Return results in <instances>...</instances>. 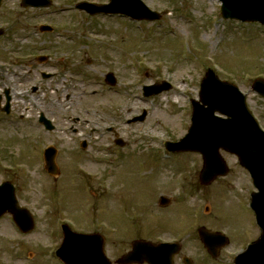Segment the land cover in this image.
<instances>
[{
    "label": "rangeland",
    "instance_id": "1",
    "mask_svg": "<svg viewBox=\"0 0 264 264\" xmlns=\"http://www.w3.org/2000/svg\"><path fill=\"white\" fill-rule=\"evenodd\" d=\"M51 1L52 7L69 8L106 0ZM141 1L151 11L163 13L158 22L143 21V31L124 18H92L84 13L33 18V9L21 7L20 0H3L0 94L10 90L13 113L28 115L23 109L30 107L31 88L39 87L34 97L45 108L53 106L51 117H46L56 131L44 132L38 117L31 115L0 117V184L14 185L20 207L33 217L35 226L28 235L18 234L10 216L0 220V264H61L52 253L62 241L63 224L76 233L103 235L112 261L137 238L153 243L177 240L191 236L194 227L207 226L209 233L229 234L232 242L218 262L209 264H230L233 254L258 238L249 206L255 189L235 156L223 155L227 177L203 186L198 181L200 155L169 154L165 161L158 159L157 151L160 155L164 141L178 144L185 138L190 101L198 100L208 68L241 89L264 129V100L250 90L256 78L264 79V27L224 21L217 0ZM45 21L57 24L56 34L63 32L74 40L41 34L39 27ZM43 74L52 78L43 79ZM105 75L115 80L114 91L98 86ZM162 81L172 90L145 102L131 98L142 94V86ZM94 90L101 96H91ZM128 90V95L121 93ZM22 91L27 93L21 98L17 94ZM144 112L143 123L127 124ZM71 127L76 129L72 133L60 132ZM111 128L126 142L124 147H118ZM90 130L95 145L83 154L77 145L82 132ZM48 146L58 151L57 178L44 170L42 152ZM114 152L124 160L119 170L110 164ZM142 162L145 183L131 180ZM83 164L86 176L78 174ZM27 165V172L19 169ZM124 177L135 184L127 187ZM162 196L171 200L165 210L158 204ZM193 247L200 249L198 243Z\"/></svg>",
    "mask_w": 264,
    "mask_h": 264
},
{
    "label": "water",
    "instance_id": "2",
    "mask_svg": "<svg viewBox=\"0 0 264 264\" xmlns=\"http://www.w3.org/2000/svg\"><path fill=\"white\" fill-rule=\"evenodd\" d=\"M219 1L222 2L221 15L224 19L259 22L264 25V0ZM127 3L142 7L139 1L133 0H113L108 7L114 13L131 14L126 7ZM137 18L155 20L159 15L144 7V16L139 15ZM168 89L169 84L164 83L150 88L151 92L147 95ZM252 90L264 97V80L257 79ZM192 105L188 135L179 144L169 146L178 151L194 150L202 154L204 167L200 179L203 184H209L217 176L226 175L227 168L220 157V150L238 157L240 165L249 172L258 191L252 194L250 207L261 235L246 252L237 257L236 264H264V132L248 110L245 96L233 84L220 81L211 70L201 82L199 102H193ZM143 118L139 120L142 121ZM54 154L51 149L45 153L47 170L52 174L56 172L53 166ZM4 187L6 192L0 193V217L10 212L18 226L24 232H29L33 226L30 215L18 206L13 191H8L10 187ZM63 230L64 239L57 256L64 264H111L104 254L103 238L100 235L76 234L67 227ZM175 252L173 246L154 247L148 243L136 242L133 251L121 263L172 264Z\"/></svg>",
    "mask_w": 264,
    "mask_h": 264
},
{
    "label": "flooded vegetation",
    "instance_id": "3",
    "mask_svg": "<svg viewBox=\"0 0 264 264\" xmlns=\"http://www.w3.org/2000/svg\"><path fill=\"white\" fill-rule=\"evenodd\" d=\"M19 59H22V57H19ZM43 75H42V77H43ZM22 79H25V76ZM18 85L24 86V83L19 82ZM23 90H24V88H23ZM31 91H32L31 95H34L37 97L38 93H40V88L39 87H32ZM26 93H27V91H22V92H19L17 95L22 98V97L26 96ZM128 93H129V90L127 92H125L126 95H128ZM34 96L30 97L27 100L28 105H30V107L27 108V110L29 111L28 115H31L33 117L41 116V115H43V116L48 115L51 117V114L54 111L53 106L50 105V108H45L42 105V103L40 102L39 98H36ZM11 97H12V95H11ZM4 101H5V103H7V97L5 95V91H3L2 94H0V105ZM11 102H12V100H11ZM10 109H12V107H10ZM0 111H1V108H0ZM3 114H5V113H3ZM19 117H21V116H19ZM109 132L114 133L115 137L117 136L113 130L112 131L109 130ZM107 133H108V131H107ZM101 137H103V135H101ZM85 147L86 148L88 147L87 144H85ZM136 170L138 172L139 168H137ZM89 191H92V189L89 188ZM193 229H194V235L192 234V231H191V236L181 237V238L176 240V241H179V244L181 246V249H180L181 254L177 255L175 258L176 264H209V261L218 262L220 260V257H222L224 255L223 254L224 250H222L218 253L216 259L212 258V260H211L209 253L205 250V248L200 243L199 236L197 234L199 227H194ZM211 232H213V231H211ZM195 241H197V242H195ZM194 243H198L200 245V249H196L195 247H193ZM198 250L200 251V254L195 253V251H198ZM218 264H224V262L218 263Z\"/></svg>",
    "mask_w": 264,
    "mask_h": 264
}]
</instances>
